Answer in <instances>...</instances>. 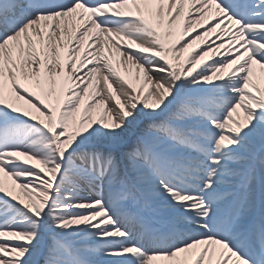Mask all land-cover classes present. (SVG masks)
I'll use <instances>...</instances> for the list:
<instances>
[{
    "label": "snow or ice",
    "instance_id": "snow-or-ice-1",
    "mask_svg": "<svg viewBox=\"0 0 264 264\" xmlns=\"http://www.w3.org/2000/svg\"><path fill=\"white\" fill-rule=\"evenodd\" d=\"M0 264H264V0H0Z\"/></svg>",
    "mask_w": 264,
    "mask_h": 264
}]
</instances>
